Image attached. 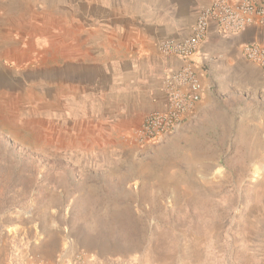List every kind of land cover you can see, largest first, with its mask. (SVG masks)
I'll return each mask as SVG.
<instances>
[{"label": "rangeland", "instance_id": "rangeland-1", "mask_svg": "<svg viewBox=\"0 0 264 264\" xmlns=\"http://www.w3.org/2000/svg\"><path fill=\"white\" fill-rule=\"evenodd\" d=\"M153 2L77 0L79 54L116 43L109 15ZM74 6L55 0L46 56L0 79V264H264V70L248 61L157 143L135 141L139 122L75 127L53 65Z\"/></svg>", "mask_w": 264, "mask_h": 264}, {"label": "crops", "instance_id": "crops-1", "mask_svg": "<svg viewBox=\"0 0 264 264\" xmlns=\"http://www.w3.org/2000/svg\"><path fill=\"white\" fill-rule=\"evenodd\" d=\"M54 1L0 0V79H9L8 74L28 69L30 65L35 67L39 54L45 55L42 52L46 50L47 43L58 34L53 32L54 28L47 30L46 26V16H54ZM231 1L237 3L240 0ZM208 2L154 0L153 5L144 3V11L134 9L109 15L108 26L110 22L116 24L117 30L112 34L116 43L86 48V53L79 54L77 0H74L75 27L73 34L70 33L74 46H70L68 56L65 50L59 49L63 51L55 53L57 57L53 63L57 73L55 78L59 82L69 79L73 125L117 126L126 132L131 123L140 124L150 111L162 108L166 100L163 79L169 71L177 69L181 61L174 55L160 52L157 45L161 40L181 39L189 35ZM107 34L103 33L102 37L110 39V33ZM61 42H58V47ZM247 43L264 45V25H251L236 34H221L211 21L197 56L203 92L193 116L200 115L211 105L215 93L224 94L220 89L224 81H229L226 87L230 90L235 75L240 72L246 76L250 63L241 50ZM110 55L115 59L110 60ZM112 63L117 66L116 72L110 71ZM111 76L116 80L112 90L119 96L113 101L109 100ZM114 121L116 124L111 125Z\"/></svg>", "mask_w": 264, "mask_h": 264}, {"label": "built area", "instance_id": "built-area-1", "mask_svg": "<svg viewBox=\"0 0 264 264\" xmlns=\"http://www.w3.org/2000/svg\"><path fill=\"white\" fill-rule=\"evenodd\" d=\"M211 21L221 34H236L251 25H264V0H240L237 3L231 0H209L196 18L189 35L181 39L168 38L158 43L160 52L174 55L181 64L165 75V104L145 115L134 131L136 142H160L193 115L203 92L197 56ZM241 51L246 60L264 70V45L247 43Z\"/></svg>", "mask_w": 264, "mask_h": 264}]
</instances>
